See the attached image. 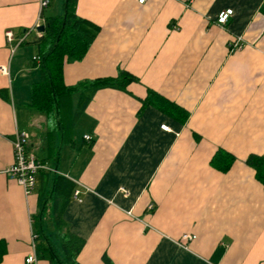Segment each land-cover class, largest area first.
Here are the masks:
<instances>
[{"label":"crops","instance_id":"1","mask_svg":"<svg viewBox=\"0 0 264 264\" xmlns=\"http://www.w3.org/2000/svg\"><path fill=\"white\" fill-rule=\"evenodd\" d=\"M47 1L0 0V264H24L32 233L65 264L67 232L83 243L78 264H264V187L246 164L264 158V0H77L76 15L100 31L80 61L64 62L63 85L135 81L91 95L67 141L31 105L37 28L65 0ZM17 132L44 166L28 195L5 174ZM219 151L234 158L226 171L212 163ZM57 176L73 184L61 225ZM183 234L195 239L181 247Z\"/></svg>","mask_w":264,"mask_h":264},{"label":"trees","instance_id":"2","mask_svg":"<svg viewBox=\"0 0 264 264\" xmlns=\"http://www.w3.org/2000/svg\"><path fill=\"white\" fill-rule=\"evenodd\" d=\"M77 0H68L67 7L58 17H43V31L36 39L39 80L31 87V105L46 118L53 120L56 128L62 133L64 140L70 138L72 127L89 102L91 95L102 88H123L135 81L125 73L116 79H101L81 82L74 87H65L62 83V67L64 62L80 61L97 37L100 28L76 15ZM264 12V5L262 7ZM80 92L76 113L72 114L71 95ZM58 126V127H57ZM234 158L226 152L219 151L213 157V165L222 171L228 170ZM246 164L255 171L256 178L264 187V158L250 156ZM53 211L57 214V225H61L60 212L68 202L73 184L60 176L52 183ZM39 240L40 234L36 235ZM82 241L71 233L62 237L61 248L65 256V264H78L75 255L82 247ZM38 257H47L54 264L55 258L48 251L45 243L34 244Z\"/></svg>","mask_w":264,"mask_h":264},{"label":"built area","instance_id":"3","mask_svg":"<svg viewBox=\"0 0 264 264\" xmlns=\"http://www.w3.org/2000/svg\"><path fill=\"white\" fill-rule=\"evenodd\" d=\"M146 0H137L138 4H144ZM48 4L47 0H39V7L41 10L46 8ZM233 11L231 9H227L221 12L217 17V24L219 26H225L230 17L232 16ZM41 21V18H40ZM38 27V23L35 25ZM4 40L5 43L10 44L13 41V37L10 32H4ZM24 41V37L22 36L16 42V45L21 44ZM243 41L241 37H237L236 40L229 44L230 52L241 50L243 47ZM35 62H39V58L35 57L33 59ZM0 72L2 74L5 73V69L1 68ZM163 131H168V127L161 126ZM86 140H90V137L86 136ZM28 141V135L23 132H17L14 134L13 139L11 140V149H12V164L5 170V174L9 180L14 181L22 190L25 195L30 194L33 191L35 185V174L38 170L44 169V166L40 164V162L36 161L31 154L26 152V145ZM78 192H75V196H77ZM152 206L149 205L148 209H151ZM127 216L132 217L130 212L126 213ZM31 252L25 257L24 264H35V247L34 240L36 239V235L32 233L31 235ZM195 239V236L189 234H183L180 238L179 246H183V243L189 242Z\"/></svg>","mask_w":264,"mask_h":264},{"label":"water","instance_id":"4","mask_svg":"<svg viewBox=\"0 0 264 264\" xmlns=\"http://www.w3.org/2000/svg\"><path fill=\"white\" fill-rule=\"evenodd\" d=\"M67 1L68 0H65L64 1V13H65V9H66V7H67ZM43 31V26H39L38 28H37V32H42ZM56 161H58V156H57V158H56ZM48 248H50V247H48ZM50 251H51V248H50Z\"/></svg>","mask_w":264,"mask_h":264},{"label":"rangeland","instance_id":"5","mask_svg":"<svg viewBox=\"0 0 264 264\" xmlns=\"http://www.w3.org/2000/svg\"><path fill=\"white\" fill-rule=\"evenodd\" d=\"M52 8H53V10H52ZM56 11H57L56 8L54 9V4H52L51 7L47 9L46 15L47 14L55 15L56 14Z\"/></svg>","mask_w":264,"mask_h":264}]
</instances>
